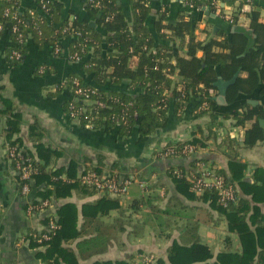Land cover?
Wrapping results in <instances>:
<instances>
[{
  "label": "trees",
  "instance_id": "16d2710c",
  "mask_svg": "<svg viewBox=\"0 0 264 264\" xmlns=\"http://www.w3.org/2000/svg\"><path fill=\"white\" fill-rule=\"evenodd\" d=\"M83 1L88 18L76 16L70 20L62 18L64 6L57 1L51 0L43 7L39 0H35L36 6L21 11L19 0H0V24L3 26L0 37L7 36L10 40L9 56L12 51L17 50L21 53V58L13 60H21L29 37L51 51L60 46L58 53L65 55L61 39L69 37V53L78 52L88 73L93 74V81L74 74L68 79V83L74 91L72 81L78 78L84 86L95 89L96 94L89 100H84L81 95L75 99L74 95V99L67 104V113L74 110L70 108L72 103L76 107L82 106L84 111H77L76 116L83 127L91 124L93 129L114 132L118 138L134 140L137 144L150 142L155 133L165 128L170 113L177 115L179 108H185L192 102L197 106L207 100L209 108L202 110L197 116H209L210 121L205 126L196 124L189 140L174 144L168 142L165 145L164 151L172 144L179 152L186 145L195 147L191 154H182V158L188 161L187 165H172L168 176L174 182L179 195L208 203L220 216H224L229 230L238 234L241 249L224 250L215 255L211 246L201 241L198 227L193 223L189 224L183 236L172 240L167 249V259L160 257L159 261L162 264H264V212L259 206L264 203V167L254 168L253 182L245 179L248 163L241 159L239 151L264 144V125L260 122V119H264V103L255 106L247 104L243 110L220 113L217 112V107L221 105L214 98V93L218 90L215 83L219 76L228 81L237 73L235 82L227 91L228 103L234 102L240 92L249 95L257 89L258 96L264 97V18L260 11L245 9V4L253 5V1L241 0L238 13H245L250 18L249 27L255 34V43L246 52L248 37L242 33L223 31L203 40L197 37V19L189 5L202 7L203 0H185L187 3L175 22L168 21L170 6L164 5L156 21L158 35L165 40H179L181 44H186L190 56L186 57L175 55L172 45H155V37L147 25L154 0H130L134 15L132 25L127 22L116 0ZM214 2L215 0L206 1L213 12L218 9ZM221 16L231 24V28L240 25L238 14L232 20L222 14ZM14 27L18 30H14ZM167 29L170 33L164 32ZM74 31L77 32L76 37L73 36ZM197 50L203 51L202 57L196 56ZM135 57L137 61L133 64ZM217 66L220 67V74ZM122 83H127L128 89H113ZM107 84L110 86H106ZM218 115L224 120H232L231 126L244 127L242 138L238 134L235 137L228 134L227 140L223 139L224 135L222 137V143L226 142L229 148L228 170L218 169L203 153L208 149L211 139L218 140L215 130L216 126H221ZM35 130L29 135L35 141L36 152L23 155L37 169L30 189L35 202L40 203L39 199L48 200L50 206L61 198L70 196L73 189H79L85 194H97V190L81 182V174L88 170L104 174L105 156L97 154V163L87 165L78 176L77 163L74 160L67 169H55L63 152L41 143L38 128ZM16 143L12 141L11 144ZM154 154L157 155V152H153ZM197 161L209 162L217 173L223 175L225 183L235 188L236 199L221 202L215 188H206L202 193L192 190L191 177L195 173ZM114 167L119 168L117 164L113 165L107 174L114 175L117 179L131 175L136 178L131 172L122 174L119 170L114 173ZM153 167L148 166V172H142L140 177L145 178L153 171ZM176 170L180 175L175 173ZM64 171L69 180L60 178ZM22 185L20 181V191ZM154 187L149 182L143 194L133 200L131 207L134 211L141 212L155 226H166L170 223L167 217L183 202L178 195H172V206L162 208L160 202L165 194L154 192ZM90 207L94 211L86 213V208ZM117 207H120L119 200L111 198L85 206L84 223L81 228H77L78 208L74 203L67 202L43 219L41 230H30L24 238L43 264H62L61 258L64 254L75 256L63 243L85 235L79 242V252L82 257H90L93 253L104 252L111 244V230L102 225L98 216ZM143 207L147 210L143 211ZM53 215L56 216L58 228L49 240L39 242L41 233L47 232ZM86 251L89 253L85 254ZM145 251L147 250H139L136 254ZM136 254L129 262L117 261L115 264H135ZM94 264L113 263L99 261Z\"/></svg>",
  "mask_w": 264,
  "mask_h": 264
},
{
  "label": "crops",
  "instance_id": "0c3cea01",
  "mask_svg": "<svg viewBox=\"0 0 264 264\" xmlns=\"http://www.w3.org/2000/svg\"><path fill=\"white\" fill-rule=\"evenodd\" d=\"M52 1L63 4V19L73 20L76 16L82 18L89 16L83 0ZM206 1L203 0L202 7L189 5L197 19L196 34L200 40L207 36L214 37L223 31H231V24L221 14L233 11L236 14L241 3V0H232V2L219 0L218 9L213 12L210 11ZM252 1L253 5L245 4L244 8L258 9L264 18V0ZM116 2L124 12L129 25H132L134 15L131 1L116 0ZM19 3L21 11L36 6L35 0H19ZM186 3L185 0L152 1L147 25L155 37V45L163 43L172 45L175 55L190 57L186 44H181L179 40L171 41L160 37L156 25L164 5L170 6L168 21L175 22L179 19L180 12ZM237 14L240 25L249 27L250 18L245 13ZM164 32L170 33V30L167 29ZM220 38H222L221 35ZM70 40L69 37L61 39L65 55H60L29 37L23 58L14 61L9 56L10 40L7 36L0 37V264H43L24 238L25 234L30 230H41L43 219L55 213L58 207L67 202L74 203L78 208L77 228H81L84 223L85 206L107 198L118 199L120 205L98 216L102 225L111 230L109 247L104 252L82 257L79 252V242L85 235L70 239L63 243V246L75 256L64 254L61 258L62 264H94L99 261H110L113 264L117 261L129 262L139 250L155 251L167 259V249L172 240L183 236L189 224L193 223L198 227L201 241L211 246L215 255L224 250L241 249L238 234L229 230L228 221L224 216H220L208 203L193 201L177 192L174 182L168 176V170L172 165H187L188 161L182 157L165 158L153 155V152L163 149L168 142L189 140L196 124L205 126L210 121L209 116H197L195 104L189 103L183 109L182 115L170 113L168 125L155 133L151 141L145 144L120 139L114 132L93 129L89 126L83 127L66 111L68 102L74 99L73 89L68 79L78 74L88 81H93V74L88 73L83 61L69 58ZM216 49L220 50L218 47ZM202 55L203 51L197 50L196 56L202 57ZM136 61L135 57L132 63L135 64ZM176 78L179 77L176 75ZM127 85L122 83L114 86L113 89L126 90ZM217 92L214 93L215 96ZM248 99L244 98L242 102L244 107L248 104L246 103ZM223 107H217V112L223 113L221 110ZM218 119L221 123L220 127H215L218 140L211 139L208 149L203 153L218 169L228 170L229 148L226 142L222 143V137L224 135L223 139L227 140L228 134L233 137L238 134L242 138L244 127L231 126L232 120H224L220 115ZM35 126L38 128L41 143L63 152L55 169H67L70 162L74 160L77 163L78 176L87 165L97 163L95 158L97 154H102L105 156V173H110L111 167L117 164L119 168L114 167V173H118L119 170L122 174L131 172L136 179H144L147 186L149 182L154 184V192L165 194L160 202L162 208L172 206V195H178L183 203L173 209L171 216L167 217L170 223L166 226H155L151 220H147L146 216L143 217L141 212L134 211L131 207L133 200L140 197L145 190L135 180L127 194L122 197L100 192L90 195L79 189H73L70 196L61 198L48 208L29 213L27 201L32 197L31 193L29 196L21 193L19 174L14 162L7 155V148L12 141H16L22 155L35 153V141L29 135L32 131H36ZM239 151L241 159L248 163L245 179L253 182L254 168L264 167V144ZM150 165L154 166L153 171L142 179L141 173L146 172ZM133 168H136L135 171ZM60 178L69 180L65 171L60 174ZM259 206L264 212V203H260ZM91 210L94 211L91 207L86 208L85 211L87 213ZM146 210L143 207V211ZM87 253L89 252L86 251L85 254Z\"/></svg>",
  "mask_w": 264,
  "mask_h": 264
},
{
  "label": "built area",
  "instance_id": "2783aa9c",
  "mask_svg": "<svg viewBox=\"0 0 264 264\" xmlns=\"http://www.w3.org/2000/svg\"><path fill=\"white\" fill-rule=\"evenodd\" d=\"M43 7H45L51 0H39ZM216 5H218L219 0H215ZM190 7H195L194 4H190ZM239 11V9H237ZM237 11V13H238ZM235 11L231 13L223 12L222 15L225 18H229L232 20V17L235 15ZM236 13V14H237ZM3 30V26L0 24V34ZM14 30H18L17 27H14ZM75 33V34H74ZM77 32H73V36L76 37ZM22 37V34H19ZM56 52L60 51V46H57L55 49ZM69 58L75 61L81 60V56L78 52H74L73 54H68ZM10 58L12 59H20L21 53L17 50H14L10 54ZM74 86V95L75 99L77 96H82L84 100H89V98L96 94V90L90 87H86L82 84V82L78 78H74L72 81ZM70 108L74 109L71 112H68L71 118L77 119L76 116L77 111H84L82 106L76 107L74 103L71 104ZM209 108V102L207 100H203L199 105L195 106V113L199 115L202 110ZM183 108H179L177 114L182 115ZM87 126L91 127V124ZM174 144V143H173ZM172 145L164 151L163 149H159L157 151V155H162L165 158H174V157H182L184 153H192L194 152L195 147L193 145H186L182 152L176 150ZM7 155L8 157L14 162L16 170L19 174V182L23 183L21 193L25 196H29L31 192V182L33 181V175L37 172V169L33 166V163L25 159L21 154L20 148L17 144H9L7 148ZM177 175H180L179 171H175ZM133 180L138 181L141 187L147 186V182L145 180L134 179V176L131 175L130 177H124L122 179H117L114 175H110L107 173L99 174L96 171L88 170L81 174V182L90 186L92 189L97 190L100 193H106L109 195H114L117 197H122L127 194L130 185L133 183ZM191 181L193 183L192 190L197 193H202L206 188H215L218 190L219 193V200L221 202H226L227 200H235V188L230 185L226 184L224 181V176L217 173L216 169L211 166L209 162L205 161H197L195 166V173L191 177ZM36 199L30 197L27 201V211L29 213L37 212L43 210L49 206L48 200H41L40 203L35 202ZM58 228V224L56 222V216L53 215L47 226V232L41 233V238L39 242L42 240H49L51 238L52 233ZM161 256L155 251H145L137 253L134 257L135 264H162L159 261ZM52 264V263H48Z\"/></svg>",
  "mask_w": 264,
  "mask_h": 264
},
{
  "label": "water",
  "instance_id": "95a60500",
  "mask_svg": "<svg viewBox=\"0 0 264 264\" xmlns=\"http://www.w3.org/2000/svg\"><path fill=\"white\" fill-rule=\"evenodd\" d=\"M93 25V24H92ZM94 26V25H93ZM232 32H238L246 35L248 37V45L246 48V52H248L252 46L255 43V34L253 33L252 29L248 26L244 25H235L231 28ZM229 37H232V33L229 35ZM218 73L220 74V67H216ZM238 76V73L234 76L231 80H224L221 76H219L218 80L216 81L215 85L218 88L217 95L214 96L217 103L221 106H224L221 108L223 112H233L235 110H243L244 104L242 103L244 98H249L246 103L249 105H258L264 103V97L260 98L258 96L259 90L257 89L253 94H245L243 92H240L236 100L232 103H228L227 101V91L231 84H233ZM257 98L258 100L252 99ZM260 122L262 125H264V119H260Z\"/></svg>",
  "mask_w": 264,
  "mask_h": 264
},
{
  "label": "rangeland",
  "instance_id": "374dc122",
  "mask_svg": "<svg viewBox=\"0 0 264 264\" xmlns=\"http://www.w3.org/2000/svg\"><path fill=\"white\" fill-rule=\"evenodd\" d=\"M135 169H136V168H133V171H135ZM143 188H144V189H146V188H147V186H144Z\"/></svg>",
  "mask_w": 264,
  "mask_h": 264
},
{
  "label": "bare ground",
  "instance_id": "6f19581e",
  "mask_svg": "<svg viewBox=\"0 0 264 264\" xmlns=\"http://www.w3.org/2000/svg\"><path fill=\"white\" fill-rule=\"evenodd\" d=\"M203 14V13H202ZM254 30V29H253ZM19 37V36H18ZM249 106V105H248ZM221 133V132H220ZM149 185V184H148Z\"/></svg>",
  "mask_w": 264,
  "mask_h": 264
}]
</instances>
